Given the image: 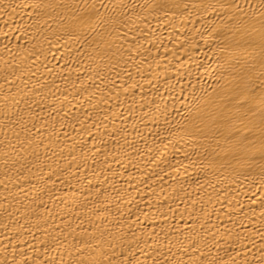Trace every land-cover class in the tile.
<instances>
[{"label": "bare ground", "instance_id": "obj_1", "mask_svg": "<svg viewBox=\"0 0 264 264\" xmlns=\"http://www.w3.org/2000/svg\"><path fill=\"white\" fill-rule=\"evenodd\" d=\"M234 2L0 0V262L264 264V18Z\"/></svg>", "mask_w": 264, "mask_h": 264}, {"label": "snow or ice", "instance_id": "obj_2", "mask_svg": "<svg viewBox=\"0 0 264 264\" xmlns=\"http://www.w3.org/2000/svg\"><path fill=\"white\" fill-rule=\"evenodd\" d=\"M9 7H11V5H8ZM34 8H39L40 5L39 4H34L32 5ZM229 7L235 9L236 11H239V4H238V0H235L234 3H232L231 5H229ZM260 8L262 9L260 15L262 18H264V0H261L260 3ZM3 9L0 8V11H2ZM229 19L233 20V23H236V19L234 17H229ZM236 34H238L240 36V39L236 40L235 43L237 45V47H239L241 45V41L244 38V28L241 26H238L235 29ZM260 37H261V51L264 52V19L261 20V31H260ZM103 58V56L101 55V59ZM262 68H264V61H262ZM261 75H264V72L261 73ZM262 158H264V149H262ZM85 246H89V245H85ZM78 252H82L83 249L82 248H78L77 249ZM112 255H115V253H113ZM102 259H93L90 264H125L124 261H115L114 259H112V256L109 255L108 253H101ZM0 264H6V262H0ZM14 264H28V259H21L19 261H15ZM35 264H63V260L61 259L59 262H57L55 260V258L49 259L46 262L45 261H37L35 262ZM78 264H85L84 260H79ZM136 264H139V262H136ZM232 264H235V262L233 261Z\"/></svg>", "mask_w": 264, "mask_h": 264}]
</instances>
